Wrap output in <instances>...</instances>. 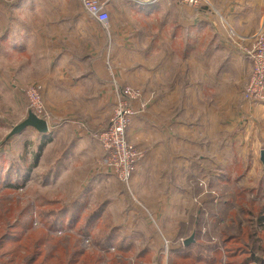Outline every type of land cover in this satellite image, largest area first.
<instances>
[{
    "label": "crops",
    "instance_id": "crops-1",
    "mask_svg": "<svg viewBox=\"0 0 264 264\" xmlns=\"http://www.w3.org/2000/svg\"><path fill=\"white\" fill-rule=\"evenodd\" d=\"M61 1L66 0H0V32L13 28V52L0 48L1 63L15 53L16 71L25 72L26 81L43 83L52 114L47 134L33 128L19 134L31 136L29 150L22 152L33 154L30 170L52 144L55 149L66 144L70 154L102 153L94 134L104 112L118 105L125 85L137 91L139 97L129 101L134 113L127 137L143 147L145 156L128 184H111L116 178L108 176L109 185L100 177L94 192L96 197L99 188L110 192L101 216L137 247V255L151 256L147 264H157L165 240H185L184 227L197 222L195 189L185 181L199 167L193 166L194 155L260 154L264 149V102L255 121L242 95L251 72L246 50L264 24V0H202L196 7L117 0L110 5L117 22L108 28L117 34L112 55L117 68L111 73L98 30L97 55L82 57L90 68L71 71L80 61L71 53V41L78 30H87V13ZM134 15L143 19L142 37V27L131 25ZM183 160L189 161L185 165ZM177 246L170 244L158 264H168Z\"/></svg>",
    "mask_w": 264,
    "mask_h": 264
},
{
    "label": "rangeland",
    "instance_id": "rangeland-1",
    "mask_svg": "<svg viewBox=\"0 0 264 264\" xmlns=\"http://www.w3.org/2000/svg\"><path fill=\"white\" fill-rule=\"evenodd\" d=\"M174 1L182 2L181 0L165 2L170 5ZM59 5L75 8L74 10L77 8L81 10L82 7L80 0L61 1ZM116 18V14H111L110 25L111 21L117 22ZM93 20L87 14V30L82 28L74 34L70 49L73 57L80 61L73 63L76 69H71V71L78 73L90 68L88 62L82 60V57L85 59L86 55H97L94 42L99 39L95 33V30H98L103 39L104 53L107 57L106 61H108L105 65L106 70L111 73L113 69L117 68L112 61V55H115L113 44L117 34L113 29H106ZM142 20L136 15L131 20V25L134 28L142 27L138 28V32H141L138 33L139 37H142L143 33L144 22ZM12 34L13 28L3 33L0 32V48L7 52H13L11 51L13 46L10 38ZM1 53L5 55L3 52ZM135 53L137 56L140 55V52ZM100 55H102L101 52L98 56ZM3 57L4 60L8 59V62L3 64L0 59V73H2V78L0 76V264H18L21 259L24 260V258L32 256L33 250L37 248L41 254H39L40 258L37 256L35 264L42 261L44 264H58L60 261L66 263L72 257L71 252L80 249L84 253L83 257L99 255L102 258L99 264H147L153 262L151 256H138V249L135 246H132L124 255L117 251L116 245L102 248L100 244L104 241L106 234L111 229H115L106 215H100L93 223H88V216L101 208L104 201L108 202L105 199L110 196L108 190L102 191L99 188L96 197L94 192V189L97 188L94 186L96 180L99 181V178L102 177L107 182V177L113 176L116 180H113L114 183L110 181L111 184L116 185L122 182L104 165L105 153L99 140L102 132L109 128L111 120L116 115L115 108L112 111L104 112V118L96 129L98 131L94 134L98 138L102 153L70 154L69 148L66 149V144H62L58 149H55L52 144L45 148L39 162H36L37 165L30 170V166L35 162L33 154L29 152L23 154L22 151L27 148L29 150L26 142L31 139V136L25 135V133L18 137L8 138L7 136L15 125L27 118L30 110L36 113L35 110H32L34 108H32L28 96V89L32 84H38L41 87L43 109L42 116L39 117L48 120L52 114L47 108L43 83L37 80L26 81L22 78L25 72L18 74L16 67L13 66L17 63L15 53ZM126 62L127 60L122 67L126 65ZM82 65L85 66L84 70H80ZM3 66L9 67V71L3 70ZM28 69L26 68V72L30 75ZM4 75H6L5 79H3ZM262 102L264 99H259L253 106H250L244 101V105L248 106L247 108L251 112L250 116L254 114L253 119L257 118L258 108ZM77 113L84 116L83 112L77 111ZM261 114L264 116L263 111ZM257 116L259 117V114ZM88 117V122L94 124L93 118ZM81 119L85 120L86 118ZM262 122L264 123V121ZM128 141L131 142L129 139ZM131 143L138 146L145 154L142 146ZM262 145L264 148V141ZM36 146L37 144L34 148ZM71 157L75 161L71 162L69 160ZM193 159H195L193 166L199 167L192 176L186 175L185 181L189 180L191 188L195 189L193 201L199 210L196 214L201 217V225L196 226V223L190 221L184 227V235L188 238L194 233L195 243L217 245L219 254L214 255L216 258L214 263L227 264L229 256H227L226 243L223 239L227 235H236L245 228L253 231L251 223L256 220L253 215L264 210V168L260 161V154H200V157L195 154ZM186 161L183 160L185 165ZM196 162H199V165ZM65 170H69L71 173L68 171L63 174ZM109 171L111 175L108 173ZM222 174H225L229 180L218 181L215 176ZM107 184L109 183L107 182ZM65 206L66 211L63 209ZM206 213H208V221ZM71 214L72 218H70ZM53 222L55 223L53 224ZM205 225H209V230L206 233L202 230ZM116 231L118 234V229ZM258 232L263 237L264 244V228L258 227ZM212 237L216 239L213 240ZM181 240L165 241L172 245H179ZM160 254L157 256V264L159 259L166 257V254ZM229 259L234 264H244L241 257ZM173 263L188 264V261L169 257L168 264Z\"/></svg>",
    "mask_w": 264,
    "mask_h": 264
},
{
    "label": "built area",
    "instance_id": "built-area-1",
    "mask_svg": "<svg viewBox=\"0 0 264 264\" xmlns=\"http://www.w3.org/2000/svg\"><path fill=\"white\" fill-rule=\"evenodd\" d=\"M117 0H80L82 8L97 23L108 29L111 20L110 5ZM139 5H153L169 0H124ZM184 4L192 7L198 6L202 0H181ZM247 56L251 62V72L243 90L245 104L253 106L259 100L264 99V24L257 32L253 45L246 50ZM121 100L115 107L116 115L111 120L110 126L100 135V143L104 150L103 163L112 174L119 180L128 184L132 175L136 171L139 162L143 159L144 153L128 141L126 130L130 125L132 111L129 101L139 97L137 91L126 86L121 88ZM28 96L31 102L32 110L42 116V96L41 87L38 84H32L28 89ZM208 221V213H206ZM208 223V222H207ZM203 232L209 230V225L203 226ZM215 240V237H212ZM183 243V239L181 240ZM169 245L165 241L160 253L168 252ZM160 254V255H161Z\"/></svg>",
    "mask_w": 264,
    "mask_h": 264
},
{
    "label": "trees",
    "instance_id": "trees-1",
    "mask_svg": "<svg viewBox=\"0 0 264 264\" xmlns=\"http://www.w3.org/2000/svg\"><path fill=\"white\" fill-rule=\"evenodd\" d=\"M218 181H228L229 178L225 176V174L215 176ZM211 185L212 183L209 182ZM254 202V201H252ZM103 210V207H101ZM98 208L95 212L88 216V223H93L101 214L102 210ZM64 211H66V206L63 207ZM72 214L70 218H72ZM253 217L256 219L255 222L251 223L253 226V231L248 228L242 229L236 235H227L223 241L226 243V252L229 258L241 257L243 259V263H253V264H263L264 258V244L263 237L260 236L258 232V227L264 228V210H261L260 213L254 214ZM201 217L197 216V225H201L200 221ZM55 222H53L54 224ZM54 226L52 225V228ZM18 237V236H17ZM262 241V243H261ZM230 243V245H229ZM38 245V244H37ZM102 248H106L109 245H116L117 251L124 255L131 247L132 244L128 243L127 240L121 236V234H117L116 228L111 229L106 236L104 237V241L100 244ZM229 245V246H228ZM219 249L217 245L213 244L211 246L205 245L201 242H196L189 246H184L182 243L179 246L174 247L170 250V257L179 258L181 261H188V264H215L216 258L215 254H219ZM144 252L139 253L138 256L147 257L149 255L143 254ZM261 253V254H260ZM41 252L39 248L33 250L32 256L28 258H23L21 256V261L18 264H35V260L38 256L40 258ZM84 254L81 249L74 250L71 252V259L66 261V263H62L60 261L58 264H99L102 261V258L98 256H82ZM51 257V256H50ZM228 258L227 264H234L232 260ZM54 261V260H53ZM13 262V261H12ZM11 262V263H12ZM223 263V262H222ZM38 264H44L43 261ZM174 264V263H173ZM226 264V263H225Z\"/></svg>",
    "mask_w": 264,
    "mask_h": 264
},
{
    "label": "water",
    "instance_id": "water-1",
    "mask_svg": "<svg viewBox=\"0 0 264 264\" xmlns=\"http://www.w3.org/2000/svg\"><path fill=\"white\" fill-rule=\"evenodd\" d=\"M28 128H33L41 134H47L49 132V125L46 119L39 117L33 111L28 112V116L25 120L15 125L11 132L8 134V138L23 133ZM260 161L264 168V149L260 152ZM195 242V234L192 233L188 238L183 241L184 246H189Z\"/></svg>",
    "mask_w": 264,
    "mask_h": 264
}]
</instances>
